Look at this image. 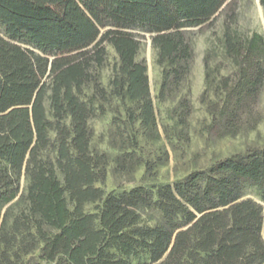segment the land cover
I'll return each mask as SVG.
<instances>
[{"label": "trees", "instance_id": "1", "mask_svg": "<svg viewBox=\"0 0 264 264\" xmlns=\"http://www.w3.org/2000/svg\"><path fill=\"white\" fill-rule=\"evenodd\" d=\"M235 6V0H0V264H28L21 256L33 250L55 264L264 263L263 208L242 193L250 184L264 198V146L173 184L121 192L97 186L107 157L90 148L88 120L98 98L129 100V121L156 127L147 67L136 59L144 33L157 48L165 98L190 69L187 27L222 10L234 21ZM223 31L234 73L217 81L205 63V92L213 90L205 100L206 129L219 137L254 128L264 103L263 34L241 37L229 24ZM104 43L118 55L109 91L92 74L105 60ZM88 202L97 203L95 211H85ZM145 208L157 210L160 222L141 225L138 210Z\"/></svg>", "mask_w": 264, "mask_h": 264}, {"label": "rangeland", "instance_id": "2", "mask_svg": "<svg viewBox=\"0 0 264 264\" xmlns=\"http://www.w3.org/2000/svg\"><path fill=\"white\" fill-rule=\"evenodd\" d=\"M235 1L234 21L222 10L201 25L187 27L193 49L190 69L185 80L165 98L160 97L162 67L156 62L157 48L151 43L152 35L144 33L139 38L140 49L136 59L143 60L147 67L149 92L157 122L154 129L148 130L139 122L129 121L126 110L133 105L129 100L121 101L115 97L96 100L98 110L88 120L91 129L90 148L93 153L106 154V176L103 182L97 183L105 192H121L135 186L173 184L190 171L208 167L218 159L243 153L250 147L264 146L263 102L260 103L262 119L252 129L222 137L210 134L206 129L210 120L205 100L212 97L213 90L205 92V63L207 61L209 72L213 77L217 76V81L221 75L233 74L235 70L222 45L224 27L229 24L241 37L250 36L253 32L264 36V11L260 0ZM104 46L106 56L103 65L93 68L92 74L109 91V81L118 55L112 45L104 43ZM91 85L92 83L85 86L84 98L91 95ZM186 106L189 113L184 118L183 108ZM49 155L52 159L55 157L52 152ZM242 193L243 198L250 197L263 208L261 236L264 240V198L262 199L259 189L250 184L244 187ZM96 205L97 203L88 202L84 209L95 211ZM17 209L15 206L13 213ZM138 211L141 225H155L161 220V214L155 209ZM38 256L39 250H33L22 255L21 259L28 264H55Z\"/></svg>", "mask_w": 264, "mask_h": 264}]
</instances>
